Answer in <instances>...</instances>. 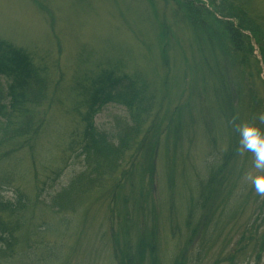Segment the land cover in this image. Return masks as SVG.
I'll use <instances>...</instances> for the list:
<instances>
[{"label":"trees","instance_id":"1","mask_svg":"<svg viewBox=\"0 0 264 264\" xmlns=\"http://www.w3.org/2000/svg\"><path fill=\"white\" fill-rule=\"evenodd\" d=\"M165 1L175 5V19L192 34L191 59L182 53L185 88L178 106L163 114L168 92L158 100L141 73L130 75L123 67L108 68V63L104 69L101 66L106 62L99 65L96 73L90 71L75 84L72 93L78 101L73 112L79 131L63 150L65 168L53 172L41 191H53L65 169L80 167L81 172L64 189L54 191L47 208L55 215H65L93 198L107 199L108 238L116 264H161V219L154 189L162 153L168 172L167 218L172 236L178 233L181 243L172 264H193L195 253L202 262L210 247L209 233L220 228L219 218L235 198L244 195L242 182L250 172L246 164L252 153L240 148V130L248 125L264 131L260 119L263 99L255 83L256 72L264 78L263 18L251 12L247 3L235 0ZM165 25H160L158 40L163 67L170 70L168 49L173 42L177 46V39ZM49 77L48 68L31 54L0 40V186L10 187L16 178L2 171V166L9 168L4 164L10 157L24 148L33 152L34 139L46 122L40 109L53 99ZM110 104L129 113V119L117 120L112 131L95 123ZM195 124L204 128L214 154L205 163L207 176L181 202L175 189L176 161L184 154V144H193ZM22 199L20 196L13 203L0 200V264L12 260L24 225L23 213L33 207L31 200ZM176 199L181 202L180 216H184L180 226L175 217ZM33 249L29 245L21 255L23 264L34 259ZM48 251L44 250V260L55 263L58 258H49ZM235 260V254L227 259L230 264Z\"/></svg>","mask_w":264,"mask_h":264},{"label":"rangeland","instance_id":"2","mask_svg":"<svg viewBox=\"0 0 264 264\" xmlns=\"http://www.w3.org/2000/svg\"><path fill=\"white\" fill-rule=\"evenodd\" d=\"M235 1L247 3L248 9L264 20V0ZM175 13V5L165 0H0V40L24 49L39 65L48 68L50 98L53 97L40 109V116L44 115L46 122L34 139L33 152L26 148L17 151L9 163L4 164L9 168L2 166V171L15 174L16 178L10 187L0 186V200L13 203L22 196L31 200L33 205L23 213L24 225L9 264H23L21 255L28 251L29 245L34 248L32 257L38 264H116L108 238L107 199L95 201L93 198L75 213L65 215H55L47 208L54 191L64 189L81 172L80 167L65 169L53 191H41L53 172L65 168L63 150L79 131L80 123L73 112L78 101L72 93L75 84L90 71L96 73L99 65L106 62L101 66L104 69L110 64L108 68L123 67V71L130 75L141 73L154 87L152 91H156L158 100L168 92L163 114L178 106L185 88L182 53L191 59L192 34L178 23ZM163 23L177 39V46L173 42L174 46L172 44L168 49L170 70L163 67L159 49L158 34ZM262 81L264 78L256 72L255 83L264 105ZM2 82L7 85L4 80ZM128 119L125 108L110 104L97 115L95 123L103 130L112 131L117 120ZM198 125L192 128L193 132L196 131L193 144L187 146L185 143L184 154H180L176 161L175 189L181 202L197 182L207 176L205 163L214 154L204 128ZM246 166L250 172L242 182L244 195L235 198L224 217L219 218L220 228L209 233L210 247L207 246L202 262H198L195 253L193 264H230L227 259L233 254L236 255L234 264H264V194L257 192L253 184L257 176H264V170L255 167L253 153ZM167 176L162 153L157 163L154 189L161 219V264H172L181 245L178 233L172 236L167 218ZM176 202L175 217L180 226L184 216H180L181 202L177 199ZM211 239L215 244H211ZM45 249H49V258H58L55 263L44 260ZM34 259L27 263L36 264Z\"/></svg>","mask_w":264,"mask_h":264},{"label":"clouds","instance_id":"3","mask_svg":"<svg viewBox=\"0 0 264 264\" xmlns=\"http://www.w3.org/2000/svg\"><path fill=\"white\" fill-rule=\"evenodd\" d=\"M264 121V115L260 117ZM240 148L255 156V167L264 170V131L254 126L245 125L241 128ZM257 192L264 194V176H257L253 180Z\"/></svg>","mask_w":264,"mask_h":264}]
</instances>
